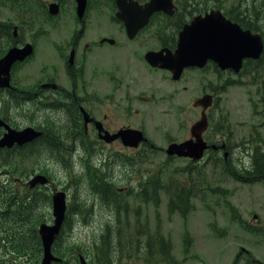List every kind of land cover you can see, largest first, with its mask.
Here are the masks:
<instances>
[{"label": "rangeland", "instance_id": "rangeland-1", "mask_svg": "<svg viewBox=\"0 0 264 264\" xmlns=\"http://www.w3.org/2000/svg\"><path fill=\"white\" fill-rule=\"evenodd\" d=\"M218 1H221L220 8L230 16L238 14L241 17L247 12L251 25L264 36V0ZM180 2H192L196 9L217 5L215 0ZM39 30H44L42 22H38L31 32L36 35ZM42 34L37 35L36 54L16 73L17 83L27 91L42 77L46 58ZM263 64L264 59L259 64L248 65L239 74L215 71L213 65L205 71L193 72L188 87L193 88L194 102L204 94L218 98V107L213 110L211 119L214 130L219 132L214 139L227 145L219 156L209 155L204 164L188 168L186 161L167 160L165 154L158 152L160 147L167 149L166 139H178L180 133L170 115L158 112L164 109L162 106L154 109L145 104L141 118L146 121L149 137L157 148L142 157L119 153L115 146L110 154L115 166L106 170L103 165L92 162L90 151L83 145L74 147L72 137L65 138L64 165L58 156L45 152L21 156L15 165L20 164L24 171H18L14 176L28 174L30 177L29 169L40 167L36 176L45 177V183L40 182L46 189L42 198L47 193L50 197L58 193L67 197L70 229L60 237L63 252L57 251L54 255L64 258L78 249L80 252L76 255L83 256V264H162L159 260L165 251L161 250L160 239H164L172 245L170 264H264V179L246 182L227 170L248 169L252 165L251 150L264 148ZM147 78V89L143 88V91L151 97ZM162 86H166L165 79ZM179 90L172 93L171 103L176 97H183ZM2 105L0 101V112ZM42 105V102L34 101L23 107L12 106L13 115L23 124L41 120L59 129L60 117H51ZM201 111L202 107L195 106V122L200 120ZM225 132L230 135L226 137ZM103 175L115 183L116 188L123 189L109 203L104 202L92 187L93 179ZM155 180L162 184L158 189V203H155L153 193L146 194L145 188ZM181 190L191 194V208L185 216L169 210L171 198ZM43 201L46 202L40 203L38 213L51 225L53 206L47 196ZM230 212L239 214L248 226L260 231L247 232L232 220ZM107 225L111 229L106 245L103 236ZM75 264L80 263L75 260Z\"/></svg>", "mask_w": 264, "mask_h": 264}, {"label": "flooded vegetation", "instance_id": "flooded-vegetation-1", "mask_svg": "<svg viewBox=\"0 0 264 264\" xmlns=\"http://www.w3.org/2000/svg\"><path fill=\"white\" fill-rule=\"evenodd\" d=\"M134 1L143 5L148 0ZM173 2V15L167 17L157 12L146 26L130 35L125 21L118 17L117 0H0V59L10 49L24 48L28 44L33 49L32 59L39 46L37 35L43 33L45 40L46 58L42 77L36 84L27 91L16 81V73L28 58L12 65L10 86L0 87L3 103L0 118L6 125L18 131L30 127L41 133L23 145L0 148V171H3L4 181L11 179L16 192L19 182L29 178L28 174H21V179L13 175L24 171L20 164L15 165L19 154L26 152L30 156L35 151L45 152L58 156L64 165L66 137H72L74 147L83 145L87 148L92 162L103 165L106 170L115 166L110 156L115 146L119 153L138 157L156 149L146 121L141 118L144 104L154 109L162 106L164 109L158 112L172 117L180 135L178 139H166L167 149L173 143L192 139L195 102L193 88L189 89L188 83L192 82L193 72L197 69L186 68L180 80L174 81L170 71L152 67L144 59L148 51L175 53L180 32L197 15L192 4H182L180 0ZM202 13L199 10L198 14ZM38 22L43 23L44 30L35 35L31 31ZM146 76L151 97L143 91V88L147 89ZM163 79L166 86H162ZM174 85L177 87H172ZM177 90L183 97H176L171 103L170 97ZM34 101L42 102L51 117H60L59 129L41 120L26 124L18 122L12 106L23 107ZM134 131L141 132L145 138L136 147L129 145V134ZM5 132L1 127L0 138ZM203 138L207 144L211 142L207 132ZM214 144L216 148H210L200 161L169 156L164 147L158 152L165 154L167 160L186 161L189 168L204 164L211 152L219 156L226 150V145L222 147L226 143ZM29 171L32 172L30 178H34L40 167ZM114 185L105 175L94 178L92 183L96 194L106 203L123 190Z\"/></svg>", "mask_w": 264, "mask_h": 264}, {"label": "water", "instance_id": "water-1", "mask_svg": "<svg viewBox=\"0 0 264 264\" xmlns=\"http://www.w3.org/2000/svg\"><path fill=\"white\" fill-rule=\"evenodd\" d=\"M171 0H150L145 6H139L132 2L127 6L120 5L122 19L125 20L129 32L134 33L144 25L149 17L157 11L171 13V6L166 9ZM135 5V6H134ZM263 51V42L259 35L252 34L250 30H243L238 24L227 19L220 11L212 10L205 16L196 17L190 25H187L180 34L179 47L175 55H170L164 66L169 68L174 79H179L183 69L188 66L204 67L211 60L221 70H234L239 72L243 66L244 59H258ZM32 48L27 46L23 49H11L7 55L0 60V78L2 74L9 76L10 67L16 61L24 60ZM146 58L152 64H156L158 57L156 53L150 52ZM9 77L3 79L2 85H8ZM196 104L203 106L204 110L213 104L211 95H205L197 100ZM208 125L207 116L202 113V118L197 121L192 129L195 141L177 145L173 144L168 149L169 154L179 156H191L201 158L206 143L202 140V132ZM0 126L4 123L0 120ZM8 133L0 140V147H11L14 143H25L34 139L36 134L33 129L20 132L8 129ZM141 134V133H139ZM132 145H137L142 140L140 136H131ZM187 150V151H185ZM44 183V182H43ZM55 221L53 226L41 225L40 234L44 245V259L42 264H50L54 257L51 254L52 244L62 226L65 213L64 193H58L53 198Z\"/></svg>", "mask_w": 264, "mask_h": 264}, {"label": "trees", "instance_id": "trees-1", "mask_svg": "<svg viewBox=\"0 0 264 264\" xmlns=\"http://www.w3.org/2000/svg\"><path fill=\"white\" fill-rule=\"evenodd\" d=\"M218 4L217 8H220V2L215 0ZM230 18V16H228ZM235 22L240 23L243 26L249 27L243 21V18L238 16L231 17ZM248 24V23H247ZM250 25V24H249ZM261 63L256 62V64ZM254 64L251 61H247L244 69L246 70L248 65ZM261 68H264V64ZM218 103L216 104V106ZM252 165L248 169L243 171L237 170L236 172L232 168L227 169L238 178L244 179L246 182H257L264 179V148L261 146L251 150ZM149 186H145L146 194H154L156 202L158 203V189L162 188V184L156 181H150ZM150 187V188H149ZM175 194L169 202V210L172 213H180L185 216L191 208L190 191L181 190ZM42 193L30 194L29 189H19L17 192L14 188L6 184L0 185V264H39L42 259L43 248L40 235L38 233V227L41 223L45 222V216L38 213V209L41 202L45 198L41 197ZM70 214L67 215L65 221V228L70 229ZM233 220L239 222L240 226L254 233V227L248 226L238 214L233 213ZM108 235V234H107ZM107 235L104 238V243L107 245ZM60 237L56 240V252L60 248ZM161 250L164 249L165 255L160 262L169 263L173 258L172 245L166 242L164 239H160ZM76 251V250H75ZM78 251V250H77ZM62 253V250H60ZM76 254L65 257L61 262L53 264H75L69 262L70 259L78 260Z\"/></svg>", "mask_w": 264, "mask_h": 264}]
</instances>
